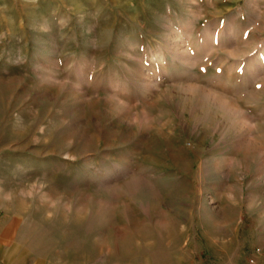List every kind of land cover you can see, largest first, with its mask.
<instances>
[{
    "label": "rangeland",
    "instance_id": "1",
    "mask_svg": "<svg viewBox=\"0 0 264 264\" xmlns=\"http://www.w3.org/2000/svg\"><path fill=\"white\" fill-rule=\"evenodd\" d=\"M0 264H264V0H0Z\"/></svg>",
    "mask_w": 264,
    "mask_h": 264
},
{
    "label": "bare ground",
    "instance_id": "2",
    "mask_svg": "<svg viewBox=\"0 0 264 264\" xmlns=\"http://www.w3.org/2000/svg\"><path fill=\"white\" fill-rule=\"evenodd\" d=\"M210 96V95H209ZM210 108V107H209ZM224 109V108H223Z\"/></svg>",
    "mask_w": 264,
    "mask_h": 264
}]
</instances>
